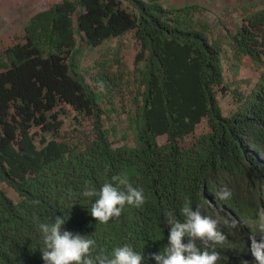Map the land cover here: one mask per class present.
I'll list each match as a JSON object with an SVG mask.
<instances>
[{
    "label": "trees",
    "instance_id": "trees-1",
    "mask_svg": "<svg viewBox=\"0 0 264 264\" xmlns=\"http://www.w3.org/2000/svg\"><path fill=\"white\" fill-rule=\"evenodd\" d=\"M45 1L23 33L3 39L23 1L0 0V264H44L38 223L56 216L65 219L64 230L94 239L97 250L110 254L129 244L142 264H156L150 257L167 243L165 217L182 219L186 201L216 219L226 237L215 246L217 264H254L249 235L264 208V8L241 18L229 53L205 23L195 28L186 21L191 7L171 9L164 0ZM129 32L139 48L132 89L121 104V138L132 135L133 145L111 139L116 126L110 132L102 121V101L121 85L103 66L81 65L84 49ZM242 56L257 73L245 93L242 83L224 82ZM218 93L236 101L228 115ZM121 173L143 189L145 203L98 223L90 214L96 198L82 196L85 185L98 191ZM225 187L232 196L218 201L214 191ZM232 219L241 224L231 227Z\"/></svg>",
    "mask_w": 264,
    "mask_h": 264
},
{
    "label": "clouds",
    "instance_id": "clouds-1",
    "mask_svg": "<svg viewBox=\"0 0 264 264\" xmlns=\"http://www.w3.org/2000/svg\"><path fill=\"white\" fill-rule=\"evenodd\" d=\"M214 195L218 201H226L231 198L232 192L225 187L214 191ZM82 196L96 198L90 214L98 223L104 224L119 218L126 205L141 207L145 203L143 189L134 187L124 173L113 175L98 191L85 185ZM180 216L182 219L171 215L165 217V224L169 228L167 243L158 253H152L150 258L156 264H217L220 254L215 251V246L223 244L226 239L218 230V221L203 215L200 206L193 208L187 201L180 209ZM65 223L61 216H56L53 222L38 223L44 264H142L143 256L131 245L117 246L109 254L103 249L97 250L96 241L91 237L64 230ZM240 224L236 219L231 220V227ZM257 233L261 236L259 242ZM249 239L252 256L257 264H264V208L259 210L257 230L251 232ZM242 264L249 262L242 261Z\"/></svg>",
    "mask_w": 264,
    "mask_h": 264
},
{
    "label": "rangeland",
    "instance_id": "rangeland-1",
    "mask_svg": "<svg viewBox=\"0 0 264 264\" xmlns=\"http://www.w3.org/2000/svg\"><path fill=\"white\" fill-rule=\"evenodd\" d=\"M22 1L23 10L15 13V20L12 24L6 26L1 32L3 39H5L10 33H23V28L29 22L34 9L47 6L45 0H32L34 8L30 7L28 0ZM186 1L189 0H164L163 3L166 7H168L171 5L179 6ZM227 7L229 8V11H232V13L233 11L237 12L233 14L234 16L239 15L242 18L248 13L264 8V0H229V6ZM3 12L4 8L0 6V20H3ZM199 15L200 14H198V16ZM239 16L235 18L237 22H239ZM219 36H217V39H223L222 36ZM223 37L224 40H221V50L226 52L229 50V40H227L228 37L226 33H223ZM138 48V44L133 38V33L129 32L121 37L109 38L103 41L101 45L96 48L84 49V53L81 58V65L92 67L94 69L103 66L104 70L101 69L102 72H107L109 76L113 79L115 78V82L118 86L121 85L120 88L117 87L113 89L112 94L107 95L101 103L102 107L107 112L106 116L102 117L104 128L110 130L111 132V123L116 126L118 133L114 136L111 132V139H117L119 144L125 143L133 145L132 135H128L127 138L124 139L121 138L126 126L125 117L121 113V104L123 100H127L125 96H127V92L132 89L130 82L134 77L133 57ZM240 62L241 63L235 70L227 71L225 73L224 82H237L236 85L242 83L240 91L245 93L252 87V85H254L257 73L252 71L250 59L248 57H241ZM90 74H92V72H90ZM86 77L89 80V75H86ZM230 90H232V88H230ZM121 94H124V98H122ZM217 100L224 115H228L236 107V101L231 98H227L226 94L222 95L218 93ZM124 104L126 106V103ZM64 123L66 129L72 126V122L68 116L64 117ZM199 129H201V126ZM190 139L191 138H188L187 141L189 142ZM72 143H76V140L73 139ZM9 194L11 196L14 195L12 192H9ZM254 264H257L255 260Z\"/></svg>",
    "mask_w": 264,
    "mask_h": 264
},
{
    "label": "crops",
    "instance_id": "crops-1",
    "mask_svg": "<svg viewBox=\"0 0 264 264\" xmlns=\"http://www.w3.org/2000/svg\"><path fill=\"white\" fill-rule=\"evenodd\" d=\"M229 6V0H189L183 4L171 5L168 8L171 9H181L185 7H191L193 10L187 14L186 21H189V24L195 28H199L197 22H203L207 25L206 33L211 35L216 40H224L223 33H226L229 40L235 31L240 27L241 17L239 16V22L235 20L236 17L233 14L237 13L230 10L227 7ZM198 14H200L198 16ZM222 36L223 39H217V36ZM219 36V37H220ZM229 53H232V49L229 44ZM246 57V56H242Z\"/></svg>",
    "mask_w": 264,
    "mask_h": 264
}]
</instances>
